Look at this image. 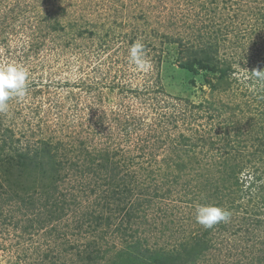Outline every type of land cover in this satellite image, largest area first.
<instances>
[{
  "label": "rangeland",
  "instance_id": "1",
  "mask_svg": "<svg viewBox=\"0 0 264 264\" xmlns=\"http://www.w3.org/2000/svg\"><path fill=\"white\" fill-rule=\"evenodd\" d=\"M212 11L215 19L209 14ZM47 12L69 30L68 26L77 24L95 35L86 33L78 37L69 31L68 36L60 34L59 37L58 33L45 38L50 29L45 18ZM262 13L264 0H0V66L16 63L29 74L28 94L24 98H12L9 112L0 113V137H13L11 149L24 150L39 140L65 142L73 151L80 142L86 143L90 150L96 145L100 150L105 143L110 144L119 154L117 161L128 157L124 172L134 176L137 197L140 190L146 193L148 188L152 194L156 185L165 183L159 178L161 174L154 182L148 178L145 163L149 155L143 159L142 145L148 146L146 154L152 152L161 164L164 158L178 153L189 168L201 173L211 166L222 176L215 170L217 164L231 161L245 181L240 192L236 185L230 184L232 192L226 191L222 199L207 189L199 202L176 192L170 183L161 192L169 190L170 197L154 200L163 209L156 225L150 227L151 210L147 221L134 222L128 229L127 234L134 233V239L123 240L117 230L121 224L127 225L130 203L124 211L111 204H98L97 194L104 180L99 161L96 160L92 173L81 175L77 170L67 169L68 175L58 183L59 191L65 195L60 198L61 202L71 204L77 197L80 204L69 206L63 219L52 223L58 228L55 234L59 237H47L42 231L32 230L28 239L23 233L27 221L19 212L22 203L0 204L6 210L5 216H9L5 222L6 218L0 219V245L11 249L0 251V264L79 262L77 250L69 248L76 246L82 250L93 240H98L107 251L101 264L115 261V255L136 239H148L152 248H173L182 240L184 231L194 235L209 230L196 222L198 204H214L232 213L229 223H220L222 226L212 229L208 236L211 248L198 264H264V252H261L264 226L249 225L252 218L244 211L248 204L254 205L256 194L248 183L264 176L263 160L248 140L256 132L255 129L249 135L251 127L257 130L264 127V82L251 75L253 70H264V28L259 25L253 33L252 26L254 22L258 24L257 18ZM212 22L226 28L224 35L228 37L224 43L220 42L224 45L220 57L233 63L236 73L232 78L236 82L225 90L212 91L210 86L197 83L192 91H185L181 86L185 76L178 69L175 50L162 39L179 37L194 44L205 36L206 41ZM246 31L248 34L243 33ZM135 33H139L136 41L149 42L155 48L147 51L151 61L148 71L137 70L129 63L128 50ZM162 50L171 59L170 71L162 73L163 91L155 86L156 62L152 60ZM113 59L117 61L113 63ZM194 105L202 108L199 110ZM165 113L167 124L160 122ZM189 113L200 118L190 122ZM119 114L126 117L121 118ZM171 114L178 117V128L171 121ZM128 119L132 124L129 137L124 127ZM184 139L191 140L192 148L182 143ZM230 139L235 143L228 144ZM173 150L176 152L172 153ZM67 156L63 155L61 161H67L73 154ZM253 169L258 171L253 173ZM38 175L35 176L43 180H38L41 184L50 183L47 177ZM94 189L97 193L91 194ZM237 196L242 200L238 207L232 206L231 198L238 199ZM93 210L113 218L109 228L105 226L99 231L100 237L107 232L104 240L93 233L91 223L86 221L79 227L82 215ZM260 258L263 261L259 263Z\"/></svg>",
  "mask_w": 264,
  "mask_h": 264
},
{
  "label": "trees",
  "instance_id": "2",
  "mask_svg": "<svg viewBox=\"0 0 264 264\" xmlns=\"http://www.w3.org/2000/svg\"><path fill=\"white\" fill-rule=\"evenodd\" d=\"M209 14H213V16L215 15L213 11ZM215 17L216 16H214L213 19H215ZM45 18L49 20L48 28H50L49 31H47L48 33H45V38H48L50 34L55 35L58 33L59 37L60 34L68 36L69 31L78 37H84L86 33L90 36L95 35L93 31H89L87 28H81L77 24L68 26L70 28L69 30L50 12L46 13ZM257 21L258 24L254 22L252 25L255 27L253 33H256V29L259 25L264 28L263 13L260 14V18H257ZM215 24L216 23L214 22L210 24V33L206 41L204 40L205 36H202L194 44H189V42L180 39L179 37L172 38L167 36L162 39L164 44L172 45V49L175 50V57L177 56L175 61L177 62L178 69L182 76H185L184 83H181V86H183L185 91H192L191 89L195 88L197 83H203V85L210 86L212 91H216L220 88L221 90H225L230 89L232 84L236 82V80L232 78L236 73L233 69V63L227 60H221L220 57L221 53L224 51V45H220V42L222 41L224 43L225 39L228 37V34L226 36L224 35L226 28ZM243 33L248 34L247 31ZM138 34L139 33H135V35H133L130 44L136 41ZM245 34L242 38L245 37ZM106 36H109L108 31ZM144 44L146 46V51L151 47L155 50L151 43L144 42ZM163 52V50L162 52L158 51L152 58V60L156 62L154 72L156 76L155 86L160 87L158 89L162 91V73H164V71L168 73L171 67V59L168 56L166 57V54H164L165 52ZM149 56L151 55L149 54ZM116 61L117 60L114 59L112 60L113 63ZM210 105L214 106L213 104ZM193 107L199 110L202 108V106L195 105ZM191 115L192 114L189 113L188 118L190 119V122L200 118ZM173 116L174 114H171V121H173L175 126L178 124L176 127L178 128L180 126L177 122L178 117ZM124 117H126V115L122 114L121 118ZM166 117L167 114H163L160 122L167 124L168 119H166ZM129 122L128 119L124 126L127 137H129L131 132L129 125H132ZM165 126L166 125H164V127ZM253 132H255V136L248 140L252 142V147L256 148V153L260 154V160H263L264 163V127H259L258 130L255 127H251L249 135H252L250 133ZM10 140H13L12 136L5 138L0 137V204L13 205L15 201L22 203L19 212L23 214V217L25 216V220L27 221L23 233L28 239H31L32 230L36 232L42 231L47 237H59V235L55 234L58 228H55V226H53L55 224L52 223H58L61 221L63 216L66 215L68 207L71 205H79L80 201L75 197L71 204H66L64 201L61 202L60 198L65 195L61 194L59 191L58 183L63 181L66 175H68L66 174L67 172H65L67 169H70L69 172L72 170L75 172L77 170L81 175L92 173L94 171L93 166L96 160L99 161V170L102 169V171H104L103 190L101 189V192L97 194V197H99L98 204H104L105 206L111 204L115 209H120L121 207V210L124 211L130 203L126 215L127 225L124 227L121 224L117 230L121 233L123 240L126 238L134 239L133 235L135 234H127L128 229L132 227L134 222L140 223L142 221H147L145 219L149 216L148 213L151 210L153 211V221L151 222L150 227L152 228L156 225V221H158L157 219L163 209L160 208V203L154 204V200H162L164 197L166 198V196L168 198L170 197L172 192H169V190L161 194L163 188L167 187L166 185H170V183L174 186L171 188L176 192L181 193V195L187 198L190 197L191 201L198 202L205 197L204 193H206L207 189L213 191L215 197L221 198L226 195V191L232 190L230 184L236 185L238 192H240V187L245 183L241 178V171L231 161L228 163V160H223L222 163L217 164L215 170L218 171V173L221 172L223 174L222 176L216 174L211 166H209L210 168L206 172L201 173L193 170V168H189L178 153H176L177 155L171 154V156L164 158L162 160L163 164H161L157 158L153 157L154 154L152 152L146 154L145 149H147L148 146L142 145L140 149L143 153V155H141L143 159L149 155V157H146L147 160L145 163L146 169L149 172L148 174L150 175L148 178H151L150 180L154 182L158 174H161L159 178L165 181V183L156 185L152 194L148 192V188L146 193L140 190L137 197L135 193L137 191V186H135L137 185V182L132 179L134 176H130L124 172V169L128 167V157L126 158L123 156L120 161H117L116 158L119 154L112 150L113 146L110 144L105 143L104 148L100 150L96 145L95 148L90 150L87 148L88 146L86 143L80 142L79 147L73 151V149L69 148L65 142L54 143L51 140H39L35 146L32 147L28 145L24 150L18 151L17 149L10 148ZM228 141V144L230 142L235 143V140L232 139ZM190 142L191 140L184 139L182 143H185V146L189 147ZM238 144L241 145L242 143L238 142ZM212 146H214V143ZM190 148H192L191 145ZM175 152L176 151L173 150L172 153ZM235 152H238V149H236ZM72 154L73 156L68 159L67 157ZM235 154L234 156H236ZM63 155H68L66 157L67 161H61ZM74 158L77 161L74 162ZM80 164H83L86 167ZM220 166L223 167V170H220ZM61 169H63L62 172H60ZM260 169L261 168H259V170ZM253 170L255 171H253V173L258 171V169ZM16 172L18 173L17 176L15 175ZM37 174H39L38 176L43 175L44 178L47 177L50 180V183L44 184L43 182L41 184L40 181L43 180L35 176ZM180 180H182V182H180ZM31 182L32 184H29ZM141 183L144 182L142 181ZM193 183L196 184L193 185ZM248 184L249 189H254L256 193L253 198L254 205L248 204L247 209L245 208L244 210L246 216L252 218L249 225L264 226V176H257ZM96 191L97 189L91 190V194H96ZM134 197H136V200L133 199ZM240 200H242L240 197L238 199L231 198L232 206L237 204L238 207ZM250 203L252 202L250 201ZM237 207L235 208L236 210H238ZM5 211L0 206V219L9 217L5 216ZM10 218L14 219L15 217L12 218L10 216ZM112 219L113 218L111 217H106L102 212L97 213V210H93L91 213L88 212L85 215H82V223L79 224V227L85 225L86 221L91 223L89 225L93 233L99 236V240H104V235L107 234V232H104L102 237H100L99 231H102L105 226L109 228L112 224ZM5 221H7V218L4 222ZM156 228L157 227H155V229ZM223 228L225 229L226 226H223ZM212 229L200 233H193L194 235H190L184 231L181 236L182 240L173 248H152L149 246L150 242L148 239H136L127 243L124 250L115 255L117 256V259L115 261L111 259L110 264H198L203 254L211 248L208 236L211 235ZM102 245L103 244L99 243L98 240H93L86 245L85 249L81 250L76 246L69 249L77 250L76 255L79 260V262L75 261L77 263L101 264L105 259L104 252H107L104 251ZM2 250L10 251L11 249L0 245V251ZM261 252H264V249H262ZM262 261L263 258H260L259 263ZM75 262H72L71 264H77Z\"/></svg>",
  "mask_w": 264,
  "mask_h": 264
},
{
  "label": "clouds",
  "instance_id": "3",
  "mask_svg": "<svg viewBox=\"0 0 264 264\" xmlns=\"http://www.w3.org/2000/svg\"><path fill=\"white\" fill-rule=\"evenodd\" d=\"M128 52L129 63L137 70L148 71L151 68L144 43L135 41ZM28 75V71L16 63L0 66V113L9 112V101L12 98H24L28 94ZM251 75L257 81L264 82V70H253ZM195 212L196 222L206 229H212L220 223H229L232 216L230 210L214 204H198Z\"/></svg>",
  "mask_w": 264,
  "mask_h": 264
}]
</instances>
